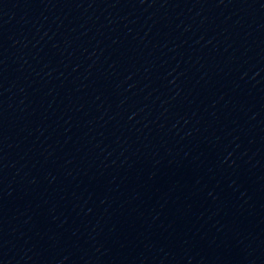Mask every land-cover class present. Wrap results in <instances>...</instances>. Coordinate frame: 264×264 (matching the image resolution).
<instances>
[{"label":"water","instance_id":"water-1","mask_svg":"<svg viewBox=\"0 0 264 264\" xmlns=\"http://www.w3.org/2000/svg\"><path fill=\"white\" fill-rule=\"evenodd\" d=\"M0 264H264V0H0Z\"/></svg>","mask_w":264,"mask_h":264}]
</instances>
